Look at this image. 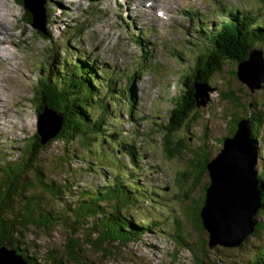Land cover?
Segmentation results:
<instances>
[{
	"label": "rangeland",
	"instance_id": "374dc122",
	"mask_svg": "<svg viewBox=\"0 0 264 264\" xmlns=\"http://www.w3.org/2000/svg\"><path fill=\"white\" fill-rule=\"evenodd\" d=\"M29 1L30 8L37 13L41 31L24 21L27 14L16 0H5L8 12L12 13L7 15V21L0 20L5 28L0 25V165L3 161L12 163L14 159L19 160L17 156L21 147L37 130L42 131L41 120L49 127L55 125L54 130L44 135L46 140L58 128L59 116L49 110L40 115L37 113L38 105L34 103L41 70H47L46 63L53 59L52 48L59 59L56 67H60L59 61L81 63L96 73L99 84H106L103 77L115 79V91L107 97L109 116L114 114V120L109 118V125L118 134L113 142L102 129L103 135L90 145V150L66 145L59 140L45 144L34 165L43 171V182L54 183L61 193L54 198L41 192L37 178L31 174L29 180L35 183V188L30 190L31 195L40 196L61 216L66 214V209L70 211L76 205V199L88 197L89 191L94 193L95 189L99 192L105 187V182L119 176L125 187L130 184L128 195L132 204L123 212L136 226L145 227L139 237L112 255L85 246V262L196 264V258L204 264H243L250 261L264 247V230L252 236L249 234L243 242L231 248L222 244L209 247L208 233L200 231L190 221L202 201L204 191L201 188L204 189L202 184L207 177L193 188L186 185L191 190L183 199L178 187L179 177L186 172L187 161L194 151L203 146L211 160L221 152L223 144L219 140L230 137L229 125H233L230 121L234 112L237 118L245 119V112L241 110L253 102L262 108L255 110H261L264 118V83L250 90L236 77L238 66L225 63L220 73L210 81V92L205 93L202 103L198 102L200 106L206 104L190 112L170 135L172 141L182 142L191 149L186 154L169 156L162 146L163 135L159 125L167 121L168 111L177 106L174 97L182 92V74L188 72L197 52L209 44L204 39L208 33L202 32L200 23H214L208 29L202 25L207 29L205 31L215 32L212 29L229 21V14L234 10L233 13L240 11L243 16L251 15L255 25L263 27L264 0H188L191 4L186 5L181 0H144L143 4L139 0H47L44 2L45 13L41 9L42 0ZM146 2L151 5L144 6ZM133 5L143 9L135 10ZM165 8L168 11L163 22H154L152 12L156 9L164 11ZM147 10L150 22L144 18ZM237 24L242 25V22ZM147 25L153 32L144 37L138 28ZM183 25L199 29L189 27L186 30ZM42 31L47 38L39 36ZM133 35L143 37L142 45H136ZM145 47L147 51H144ZM257 49L264 56V43ZM52 72L55 73V68ZM130 76L132 80H129ZM255 81L258 84L259 78L253 80L254 84ZM233 88L241 94L239 96L244 103L237 109H233L230 102L221 96ZM198 89L205 90L200 86ZM129 101L132 106L128 105ZM251 107L248 111L253 112ZM129 139L134 143L138 157L137 167L133 169L128 156L120 155L119 146ZM256 143L255 170L258 175L264 167V125L259 130ZM65 217L70 220L68 214ZM255 221H264V213L255 215ZM89 224L91 220L84 223L90 227ZM68 233L65 227H56L48 234L30 228L25 235L29 241L32 240L29 246L37 248L36 257L45 258L53 251L63 250ZM176 233L182 240L178 241ZM87 234L85 230H78L76 235L84 237ZM94 236L92 234L88 239Z\"/></svg>",
	"mask_w": 264,
	"mask_h": 264
},
{
	"label": "trees",
	"instance_id": "16d2710c",
	"mask_svg": "<svg viewBox=\"0 0 264 264\" xmlns=\"http://www.w3.org/2000/svg\"><path fill=\"white\" fill-rule=\"evenodd\" d=\"M16 1L25 9L27 14L25 21L34 27V14L31 10H26V0ZM239 12L230 15L229 21L223 22L220 27L214 28L212 31L215 32L209 33V31L202 29V32L208 33V36H205L204 39L206 38L209 44L197 52L188 72L182 74L180 82L182 92L174 97L177 106L168 111L167 121L159 125L163 135L162 146L165 147L164 150L171 157L182 152L186 154L191 150L182 142L172 141L170 135L178 129L182 120L187 118L190 112L199 108L196 100L197 87H205L204 85L209 87L210 81L220 73L225 63H235L237 67L248 59L251 50L257 49L258 45L264 43V25L263 27L256 26L255 19L251 15L243 16ZM238 22H242V25H238ZM38 34L43 39L47 38L43 31ZM51 53L53 59H51V63H46L47 70H41L43 75L41 74L36 83L37 91L35 92L34 103L36 106L38 105L37 113L40 115L46 110L58 115L60 118L59 125L55 135L50 136L48 140L44 139V135L42 133L41 135L37 130L25 142V146L21 147L17 156L19 160L14 159L15 161H12V163L3 161L0 165V247L13 250L21 256L26 264H93L85 262L87 261L84 255L85 246L101 249L102 252L108 253L107 255H112L116 250L123 249L134 238L139 237L142 234L141 230L145 227L136 226L133 220L123 212L126 206L132 204L128 195L130 184L125 187L122 184L124 180L119 176L114 177L110 182H105V187L100 188V193L95 189L94 193L89 191L88 197L82 196L80 199H76V205L70 211L66 209V214L70 216V220L65 217L66 214L64 213L61 216L58 215V211L45 204L44 199L42 200L40 196L31 195L30 190L35 188V183L29 180L31 174H34L37 178L38 185L41 188L38 189L41 192L54 198H58L61 193L54 183L43 182L45 177L43 171L34 165L40 152L45 148V144L59 140L66 145H76L90 150V145L95 144L96 139L103 135L102 129L106 130L104 132H107L108 139L113 142H115L118 134L109 125V118L114 120V117H112L114 114L109 116V96L107 97L110 92L115 91V79L112 76H102L105 78L106 84H99L97 83L96 73H92L88 66L81 63L68 64L66 61H62L63 63L59 61L60 67H56L55 64L59 60L58 55L53 53L52 48ZM78 58L80 57L78 56ZM54 68L55 73L52 72ZM236 73L234 71V75ZM236 77L239 78L238 75ZM132 78L130 76L129 80H132ZM261 81L264 82V79ZM244 85H246L245 82ZM233 89H228L221 96L230 102L233 109H237L244 103H242V96H239L241 94ZM118 96L119 94H117ZM130 102L127 103L132 106ZM132 103L135 105V100ZM244 106L241 111L245 112L246 117L245 119L237 118L238 115L234 112V116L230 121L233 122V125L232 123L229 125V136L233 137L237 124L241 120H247L257 155L256 141L258 140L259 130L264 125V118L261 110H255L260 107L255 106L253 102H249L247 107ZM248 107H251L253 112L248 111ZM223 139L219 140L220 144H223L226 138ZM131 141L129 139L127 142L122 143V146H118L121 147L120 155L128 156L133 169L136 162H138V157L134 149V143ZM118 144H121L120 141ZM203 145L206 147L205 144ZM118 146L116 150L119 149ZM192 156L187 161L189 165H187L186 172L183 175L180 174L178 189H180L181 199H183L189 195L188 193L191 190L186 185H192L193 188L197 185L196 183L202 182L207 177V181L202 184L204 189L201 188L204 191V193L202 192V201L197 210L193 212L190 220L197 229L202 231L205 229L200 211L204 205L206 191L210 183L208 176L211 159L203 146L194 151ZM109 168L111 167L109 166ZM28 173H30L29 178ZM258 175L256 177L258 178L260 209L257 215L264 213V167ZM135 188L139 189L137 186ZM188 199L193 200L192 198ZM86 220H91L90 227L84 225ZM56 227H65L69 232L62 247L63 250L53 251L45 258L36 257L35 249L37 248L33 245L32 247L29 246V242L32 243V240L29 241L26 238L25 232L31 228L35 232L43 231L48 234ZM177 227H180L179 223H177ZM78 230H85L88 234L84 237L77 236ZM261 230H264V221H257L251 236ZM92 234H95L94 238L88 239V236L91 237ZM176 235L178 241L182 240L179 234L176 233ZM29 248L32 249L29 250ZM196 259V264H204L199 258ZM243 264H264V247L250 261Z\"/></svg>",
	"mask_w": 264,
	"mask_h": 264
},
{
	"label": "water",
	"instance_id": "95a60500",
	"mask_svg": "<svg viewBox=\"0 0 264 264\" xmlns=\"http://www.w3.org/2000/svg\"><path fill=\"white\" fill-rule=\"evenodd\" d=\"M254 53L258 54V58H260L261 52L259 50H251L245 63L252 58ZM237 75L239 76L238 72ZM257 77L259 78V82L257 84L259 86L261 80L264 79V72ZM39 133H42L41 130H39ZM55 133L51 136H54ZM237 135L240 137L238 140H240L241 144H246L243 147L244 149L246 147V158L249 161L246 170L240 169V171L247 173L248 179L250 178L249 181H251L253 187L251 188L249 186V181H247L246 178H243V180L235 182V189L233 193L228 192L224 183L218 180L217 177L219 176L215 178L209 168V173H211L210 183L206 191L204 205L200 211L204 229L208 233L209 247H213L216 244H222L226 247L237 246L253 232V228L255 226L254 215L259 208L260 197L257 191L258 178L256 177L255 172L256 155L254 153L253 139H251L250 136L247 120H241L237 124V129L233 137L224 140L223 148L221 150L223 152L228 142L234 141V138H236ZM249 147L253 150L252 153L249 152ZM244 149H242V151ZM221 154L222 153H220L217 158L211 160L210 164L218 159ZM241 198H243L242 200H244L245 206L241 210L232 211L231 208L236 209L238 206H241ZM229 219L231 221H228ZM230 222L233 223L232 226H229ZM0 264H26V262L13 250H7L4 247H0Z\"/></svg>",
	"mask_w": 264,
	"mask_h": 264
},
{
	"label": "bare ground",
	"instance_id": "6f19581e",
	"mask_svg": "<svg viewBox=\"0 0 264 264\" xmlns=\"http://www.w3.org/2000/svg\"><path fill=\"white\" fill-rule=\"evenodd\" d=\"M44 2H45V0H43V2H42L41 9H42V12L45 13L47 11H45V9L43 8L44 7ZM26 9L31 10V12L34 14L33 24H34V27L36 29H38L39 25L37 23V16H36L37 13L35 14L34 11L30 8V1L29 0H26ZM233 11L234 10H232L230 12L229 16L233 13ZM11 13H12V11L8 12V9L6 8L5 0H0V20L2 22L5 21V20L7 21V15H9ZM225 16H228V15H224V17ZM24 21H25V17H24ZM2 22H0V25L5 30ZM10 30H11V28H10ZM5 32H7V31H5ZM7 34H8V32H7ZM146 36L147 35L144 34V37H146ZM133 37H135V40H136L135 43H136V45H142V40H141L143 38L142 36H141V38H139L138 36L133 35ZM254 50L257 51L258 49H253V51ZM144 51H147V47H145V50ZM146 53H148V52H146ZM263 59H264L263 53L260 54V58H258V54H256L255 56H252V58L249 59L248 62H246V63L244 62L241 65H239V68H238L239 78H240V80L243 83L244 82L246 83V85L249 87L250 90L253 89V87H255L257 85V82L255 81L256 84H254L253 83V80H255L257 78V76H259L260 74H262V72H264L263 71L264 70V60ZM243 74H244V77H243ZM263 83L264 82L261 81L259 83V86H262ZM259 86L257 85L256 88H258ZM198 87H197L196 100L199 103H202L203 100H204L205 93L210 92V90H209V87L208 88L207 87H202L205 90H199ZM206 102H208V97L207 96H206ZM205 104L206 103H203V105H205ZM198 107H201V106L198 105ZM136 116H137V114L134 117H136ZM40 126H41V129H42L41 132H42L43 135H47V133H49V132H51V130H54L55 129V125L54 124L53 125L51 124V127H49V126H47L46 122L44 124L42 120H41ZM228 138H231V137H228ZM238 138H240V137L237 135L236 138H234L235 139L234 141L228 142L225 150L223 152L221 150L220 153H222V154L218 157V159H216L214 162H212L210 164V166H209L210 170L212 171V174H214V177L216 178L217 176H219V177H217L218 180L220 182H223L224 183V186H226V188L228 189V192H232V193L234 192V189H235L234 186H235V182L236 181L239 182V181L243 180V178H246L247 181H249V179H250V178L248 179L247 173L240 171V169H243V170L245 169L246 170V168L248 167L249 161L246 158V147H245V149L243 147L246 144H243L242 145L241 142H240V140H238ZM253 147H254V143H253ZM242 149H244V150L242 151ZM249 152H251V153L253 152V150L251 149V147H249ZM254 153H255V149H254ZM255 155H256V153H255ZM217 156H216V158H217ZM256 162H257V155H256ZM255 172H256V176H257V171L255 170ZM210 174L211 173H209V179H210ZM249 183H250L249 186L252 188L253 185H252L251 181H249ZM245 191H247V190H245ZM257 191H258V184H257ZM258 195H259V192H258ZM242 199L243 198H241V200ZM242 201H240L241 206H238V208H236V209L231 208L232 211L233 210H236V211L241 210L245 206L244 200H242ZM259 209H260V205H259V208L256 211V214L255 215H257ZM255 215H254V218H255ZM231 217H233V216H231ZM230 219L228 221H231ZM255 223H256V221H255ZM232 225H233V223L230 222L229 223V226H232ZM232 247H234V246H232Z\"/></svg>",
	"mask_w": 264,
	"mask_h": 264
},
{
	"label": "flooded vegetation",
	"instance_id": "af4514ba",
	"mask_svg": "<svg viewBox=\"0 0 264 264\" xmlns=\"http://www.w3.org/2000/svg\"><path fill=\"white\" fill-rule=\"evenodd\" d=\"M260 51V50H259ZM262 53V51H260Z\"/></svg>",
	"mask_w": 264,
	"mask_h": 264
}]
</instances>
